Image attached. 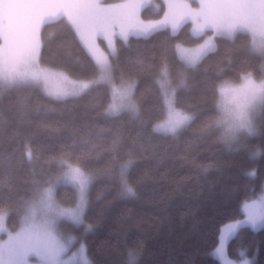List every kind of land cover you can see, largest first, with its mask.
<instances>
[{"label":"snow or ice","instance_id":"snow-or-ice-1","mask_svg":"<svg viewBox=\"0 0 264 264\" xmlns=\"http://www.w3.org/2000/svg\"><path fill=\"white\" fill-rule=\"evenodd\" d=\"M145 3L153 6L150 0H0V98L24 90L41 92L48 100L47 111L55 113L58 105L97 92L110 93V103L94 106V111L97 119L112 122L109 127L116 128L107 151L116 165V194L121 199L137 196L129 179L135 162L130 152L123 162L119 155L122 122L139 124L140 134L147 126L137 99L138 81L125 73L121 55L113 47L117 29L126 43L130 35L143 36L150 43L157 30L170 27L171 35L177 36L180 27L190 23L193 34L203 41L195 49L173 46V59L178 53L181 61L175 79L169 49L162 46L158 55L153 54L149 68L159 62L153 83L164 118L151 125L152 134L178 140L189 132L199 117L182 106V95L189 78L202 75L203 91L214 98L215 114L197 136L212 133L236 155L251 153L255 157L264 152V0H163L154 5L162 19L148 23L139 14ZM50 17L61 22L66 19L69 34L82 42L90 58L83 78L70 79L65 72L41 66V29ZM101 39L107 40L110 53L101 51ZM222 44L229 45L223 56ZM217 58V70L209 74L205 65ZM125 60L144 63L130 45ZM18 104L23 112L26 106L19 98ZM74 148L75 142L68 145V154H61L54 165L34 175L23 191L18 190L11 171L0 173V264H92L88 238L93 225L88 221L95 176L85 163L91 153L74 154ZM22 149L31 163V142L25 140ZM190 165L201 175L212 170V165H200L196 160ZM66 185L73 186L70 201L58 199ZM243 210L246 221L226 223L220 230L217 254L225 255L226 241L241 223L264 224V196L245 202ZM225 264L234 262L225 260Z\"/></svg>","mask_w":264,"mask_h":264},{"label":"trees","instance_id":"trees-1","mask_svg":"<svg viewBox=\"0 0 264 264\" xmlns=\"http://www.w3.org/2000/svg\"><path fill=\"white\" fill-rule=\"evenodd\" d=\"M114 1V0H110ZM69 24L57 17L47 20L41 29L42 63L60 68L76 78H83L90 58L79 37L69 34ZM117 52L126 74L138 81L137 99L147 126L140 134L139 124L124 120L120 128L123 144L120 159L131 153L134 165L130 181L137 191L134 198L121 199L116 194L115 163L107 151L115 127L97 119L94 106L110 103V93H93L68 105H58L48 112V100L41 93L24 90L0 98V173L11 171L18 190L33 176L54 165L55 158L67 155V146L75 142L74 154L86 157L88 170L95 176L92 184L89 255L93 264H221L211 254L218 244L221 226L246 215L243 204L251 203L264 185V152L236 155L219 144L215 135L197 136L199 129L215 114L214 98L203 91V76L190 77L182 106L199 119L178 140L152 134L151 125L164 118L156 85L159 71L149 68L153 54L161 47L169 49L170 68H180L179 54L172 57L177 43L195 45L201 40L191 32V24L180 27L177 36L171 29H159L147 42L145 37L130 36L127 43L117 38ZM242 43V42H241ZM139 51L144 63L128 64L126 48ZM229 45L222 44V56ZM218 59L205 67L209 74L217 70ZM251 70V69H249ZM203 71V70H202ZM18 98L26 106L19 110ZM46 125V126H45ZM31 142L33 159L28 162L22 144ZM257 145L258 139L254 141ZM212 165L207 175L190 165ZM255 173L251 175L250 173ZM72 185L64 186L60 200L70 201ZM9 221V227H13ZM235 259L244 255L252 264H264V226L253 228L247 223L228 243Z\"/></svg>","mask_w":264,"mask_h":264},{"label":"rangeland","instance_id":"rangeland-1","mask_svg":"<svg viewBox=\"0 0 264 264\" xmlns=\"http://www.w3.org/2000/svg\"><path fill=\"white\" fill-rule=\"evenodd\" d=\"M106 2L107 3H124V2H127V0H114V1H110V0H106ZM150 3H151V5H153V6H150L149 5V3H145V5H144V7L142 8V9H140V11H139V14H140V19L142 20V21H144L145 23H148V22H150V21H157V20H160V19H162V16H161V14H160V11H159V9H157L156 7H154V5H156V4H160V3H163V0H150ZM52 18H54V17H50V18H48L47 20H50V19H52ZM46 20V21H47ZM186 24V23H185ZM184 25V24H183ZM167 28H170V27H167ZM192 28H193V26L191 25V32H192ZM171 29V28H170ZM116 35L115 36H113V47L115 48V50H117V38H121L122 40H123V38L122 37H120L119 36V29H117L116 30ZM193 33V32H192ZM130 36H132V35H130ZM129 36V37H130ZM124 41V40H123ZM100 48H101V51H103V52H105V54H108V53H110L111 51H112V48H110L109 46H108V44H107V40H102L101 39V41H100ZM201 43H203V41L201 40L200 42H198L197 44H195V45H185V44H183V43H177V44H179L181 47H183V48H186V49H195L199 44H201ZM41 66L42 67H46V68H49V69H52V70H54V71H58V72H65L64 70H62V69H60V68H56V67H52V66H48V65H45V64H43V63H41ZM68 76H69V78L70 79H80V78H76V77H73V76H71L70 74H68L67 72H65ZM162 120V119H161ZM160 121V120H159ZM158 121V122H159ZM261 196H264V185H263V187H262V190L255 196V197H253V199H252V201L253 200H259L260 198H261ZM249 200V199H248ZM247 200V201H248ZM246 201V202H247ZM251 201V202H252ZM246 219H247V214L244 216V217H242V218H239V219H234V220H229V221H227V222H224L223 224H222V226H221V229L220 230H222L223 229V227L225 226V224L226 223H234L235 221H237V220H239V221H246ZM242 224V223H241ZM247 224H249V225H251L253 228H259V227H261V226H264V224H257V225H255V226H253L251 223H247ZM238 229V228H237ZM237 229H236V231H237ZM69 230H71V229H69ZM235 231V232H236ZM74 234H78V233H74ZM235 234V233H234ZM233 234V235H234ZM220 235V234H219ZM232 235V236H233ZM232 236H230V237H228V239H227V241H226V251H225V255H223V256H221V255H219V254H217L216 252H215V249L217 248V247H219L220 245H219V241H218V244L213 248V250L211 251V254L212 255H214L216 258H218L219 259V261L221 262V264H225V260H230V261H233L234 262V264H244V262L245 261H249V262H251V264H252V261H253V258L251 257V256H248V255H244L241 259H235V258H233L230 254H229V251H228V243H229V241H230V239L232 238ZM75 250V249H74ZM89 259L92 261V259H91V257H90V255H89ZM92 264H93V261H92Z\"/></svg>","mask_w":264,"mask_h":264}]
</instances>
